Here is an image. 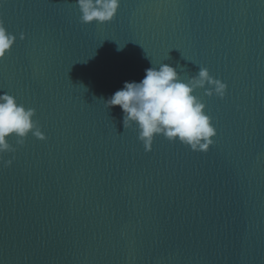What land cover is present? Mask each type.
Segmentation results:
<instances>
[{
  "label": "water",
  "instance_id": "water-1",
  "mask_svg": "<svg viewBox=\"0 0 264 264\" xmlns=\"http://www.w3.org/2000/svg\"><path fill=\"white\" fill-rule=\"evenodd\" d=\"M2 4L16 43L0 94L47 139L0 155V264H264V0H121L104 25L82 24L76 0ZM162 63L227 84L196 92L207 152L163 135L146 152L105 105Z\"/></svg>",
  "mask_w": 264,
  "mask_h": 264
},
{
  "label": "clouds",
  "instance_id": "clouds-1",
  "mask_svg": "<svg viewBox=\"0 0 264 264\" xmlns=\"http://www.w3.org/2000/svg\"><path fill=\"white\" fill-rule=\"evenodd\" d=\"M76 4L82 24L104 25L116 19L121 0H76ZM25 38L22 33L20 39ZM15 43L16 37L0 20V60L6 57ZM227 88V84L214 78L207 68L200 67L195 77L185 81L176 68L162 63L158 67L147 68L140 82H125L105 105L108 109H122L124 128L137 129L138 139L146 152L152 151L157 135H163L173 143L178 141L193 151L207 152L214 144L217 130L207 114L205 103L196 92L203 89L207 96L223 99ZM35 115L34 109L19 104L14 96L6 92L0 94V155L15 151L9 143L10 138H15L19 145H23L29 135L41 141L47 139L37 127ZM0 163L11 167L13 160L0 158Z\"/></svg>",
  "mask_w": 264,
  "mask_h": 264
},
{
  "label": "snow or ice",
  "instance_id": "snow-or-ice-1",
  "mask_svg": "<svg viewBox=\"0 0 264 264\" xmlns=\"http://www.w3.org/2000/svg\"><path fill=\"white\" fill-rule=\"evenodd\" d=\"M0 6H3V4H2V0H0Z\"/></svg>",
  "mask_w": 264,
  "mask_h": 264
}]
</instances>
